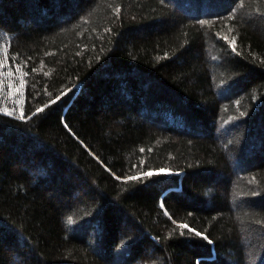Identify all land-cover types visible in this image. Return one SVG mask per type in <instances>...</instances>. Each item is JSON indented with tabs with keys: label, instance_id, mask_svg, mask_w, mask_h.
I'll use <instances>...</instances> for the list:
<instances>
[{
	"label": "trees",
	"instance_id": "16d2710c",
	"mask_svg": "<svg viewBox=\"0 0 264 264\" xmlns=\"http://www.w3.org/2000/svg\"><path fill=\"white\" fill-rule=\"evenodd\" d=\"M0 35V264H264V0H0Z\"/></svg>",
	"mask_w": 264,
	"mask_h": 264
},
{
	"label": "rangeland",
	"instance_id": "374dc122",
	"mask_svg": "<svg viewBox=\"0 0 264 264\" xmlns=\"http://www.w3.org/2000/svg\"><path fill=\"white\" fill-rule=\"evenodd\" d=\"M6 42L1 38L0 35V92L9 94V103L14 104V106H19L21 104V88L18 81V76L11 69L7 59H6ZM8 87L3 86L4 84ZM7 97V96H6ZM8 100V99H7ZM13 108L6 107V110L11 111Z\"/></svg>",
	"mask_w": 264,
	"mask_h": 264
},
{
	"label": "snow or ice",
	"instance_id": "6c2138e0",
	"mask_svg": "<svg viewBox=\"0 0 264 264\" xmlns=\"http://www.w3.org/2000/svg\"><path fill=\"white\" fill-rule=\"evenodd\" d=\"M118 12V9L116 10ZM203 23H210L209 21H204ZM225 39H227V37H225ZM231 43L234 45L235 43V39L233 38V40L231 41ZM233 50H235V48H233ZM19 70V69H18ZM2 111H6V109H0ZM37 111H42V109H38ZM8 115H12V112H7ZM21 118H23V114H21ZM146 176H151L153 175L152 172H148V173H145ZM138 177H132L131 179H137ZM183 227L187 228L188 226L187 225H183ZM193 232H195V230H192ZM196 235H202L201 233H195ZM206 238V237H204Z\"/></svg>",
	"mask_w": 264,
	"mask_h": 264
}]
</instances>
